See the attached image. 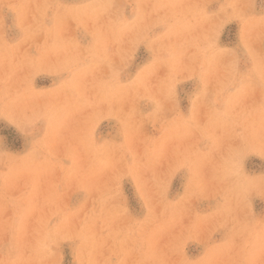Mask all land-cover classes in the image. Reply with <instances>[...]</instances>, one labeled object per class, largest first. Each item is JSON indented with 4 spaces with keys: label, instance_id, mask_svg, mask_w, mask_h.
<instances>
[{
    "label": "rangeland",
    "instance_id": "obj_1",
    "mask_svg": "<svg viewBox=\"0 0 264 264\" xmlns=\"http://www.w3.org/2000/svg\"><path fill=\"white\" fill-rule=\"evenodd\" d=\"M0 264H264V0H0Z\"/></svg>",
    "mask_w": 264,
    "mask_h": 264
}]
</instances>
